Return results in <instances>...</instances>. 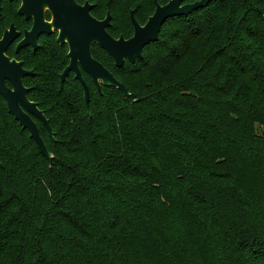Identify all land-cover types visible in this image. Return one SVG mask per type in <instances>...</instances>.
Returning <instances> with one entry per match:
<instances>
[{
	"label": "trees",
	"instance_id": "trees-1",
	"mask_svg": "<svg viewBox=\"0 0 264 264\" xmlns=\"http://www.w3.org/2000/svg\"><path fill=\"white\" fill-rule=\"evenodd\" d=\"M109 7L126 40L130 11L144 25L155 10ZM23 52L8 55L34 71L24 84L53 158L0 95V264H264V0L170 18L122 68L95 46L130 95L86 77L88 106L73 76L61 87L66 46Z\"/></svg>",
	"mask_w": 264,
	"mask_h": 264
},
{
	"label": "water",
	"instance_id": "water-1",
	"mask_svg": "<svg viewBox=\"0 0 264 264\" xmlns=\"http://www.w3.org/2000/svg\"><path fill=\"white\" fill-rule=\"evenodd\" d=\"M184 1L186 0H170L164 7L155 1L156 11L145 26H140L132 13L134 36L126 40L123 37L113 38L107 32L110 17L108 16L103 22L96 20L90 15L92 7L88 4L81 7L75 0H23L24 7L20 15L26 16L29 20L34 17L35 23L31 32H25V40L20 43L17 51L29 46L37 51L39 37L42 34H52V27H54L60 32L58 42L69 46L70 63L61 75L62 84L71 73H74L83 87L87 106L90 103V90L82 71L91 77L99 93H102V86H105L117 88L125 96H129L125 86L106 67L94 59L93 47L98 45L104 50L118 68H122L126 62L135 63L136 60L143 58L146 46L158 41L161 29L167 20L188 16L210 2V0H201L192 4H183ZM2 2L3 0H0V14ZM44 5H48L53 13V25L45 23ZM19 36L20 34L12 26L10 31L0 39V95L6 101L9 113L24 130L29 132L42 155L51 163L53 157L40 134L37 122L41 123L53 138L50 123L38 105L29 100L30 90L24 85V78L32 76L33 72L27 71L22 63L12 61L6 55L8 48ZM6 82H9L12 88H9Z\"/></svg>",
	"mask_w": 264,
	"mask_h": 264
},
{
	"label": "flooded vegetation",
	"instance_id": "flooded-vegetation-1",
	"mask_svg": "<svg viewBox=\"0 0 264 264\" xmlns=\"http://www.w3.org/2000/svg\"><path fill=\"white\" fill-rule=\"evenodd\" d=\"M76 1V3L79 5V6H81V7H85V5L86 4H88L89 6H91L92 7V10L90 11V15L93 17V18H95L96 20H98V21H105L106 19H107V17L109 16L110 17V26L107 28V32L110 34V32H109V30H110V28L112 27V15H111V12H110V7H109V5L110 4H113V2H117V1H119V0H75ZM155 1H157L158 2V0H153V2H154V6H155V10H154V13H155V11H156V4H155ZM169 2H170V0H169ZM168 2V3H169ZM167 3V4H168ZM8 4H10V5H12V6H15V12L17 13V14H15V16H16V19H18V21H21V23H22V19H23V23L20 25V27H17V26H15L14 24L13 25H11L10 26V28H9V30L8 31H5V25H3V26H1L2 27V31H1V33H0V39H2L3 38V36H4V34L6 33V32H9L10 31V29H11V27L12 26H14L15 27V29H16V32L18 33V34H20V36L12 43V45L8 48V50H7V53H6V55H7V57H9L10 58V60H12V61H16V62H18V63H22L23 64V66H24V62H22V61H18L17 59H12L9 55H8V52L10 51V50H13L16 54H20V55H22V53H24L23 51H28L29 53H36V52H38L39 50H40V48H43V47H46V45H47V43H48V40L51 38V37H53L55 40H56V42L59 44V45H61L59 42H58V38H59V34H60V32L59 31H56L55 30V28L54 27H52V30H53V32H52V34H50V35H48V34H42L40 37H39V39H38V41H37V43H38V50L37 51H34V49H33V47H31V46H29V47H26V48H22V49H20L19 51H17V49H18V46L20 45V43L21 42H23L24 40H25V32H31L32 31V29H33V27H34V23H35V19H34V17H32L30 20L29 19H27L26 18V16H23V15H20V11H21V9L24 7V2H23V0H13V1H11V0H3V2H2V5H1V7H2V11H1V14H0V19L1 18H4L5 19V24H6V19H7V16H8V11H7V9H6V6L8 5ZM158 4L160 5V6H162V7H164V6H166V5H161L159 2H158ZM183 4H188V3H186L185 1H184V3ZM97 6H101V8H102V10L103 11H105V16L102 18V19H98L97 17H95L94 16V11H95V8L97 7ZM12 10V9H11ZM134 14V17H135V10L134 9H132L131 11H130V14H129V16H130V23H131V26H132V28H133V36H134V27H133V24H132V21H131V14ZM43 14H44V20H45V23H48V24H52L53 25V21H54V16H53V13L51 12V10H50V8L48 7V5H44V8H43ZM154 15V14H153ZM152 15V16H153ZM151 16V17H152ZM150 17V18H151ZM135 19H136V17H135ZM137 21V20H136ZM149 21V20H148ZM147 21V22H148ZM137 23H138V21H137ZM139 24V23H138ZM147 24V23H146ZM146 24H144V25H141V24H139L140 26H145ZM24 29V30H23ZM25 29H27V30H25ZM21 30H23V31H21ZM5 31V32H4ZM111 35V34H110ZM112 36V35H111ZM132 36V37H133ZM113 37V36H112ZM114 38V37H113ZM121 38V37H120ZM119 38V39H120ZM116 39V38H115ZM61 46H66L67 48H68V50H69V46H68V44H64V45H61ZM95 46H98V45H95ZM94 46V47H95ZM93 47V48H94ZM99 47V46H98ZM100 48V47H99ZM101 49V48H100ZM104 51V50H103ZM22 52V53H21ZM105 52V51H104ZM92 53H93V50H92ZM25 54V53H24ZM68 54H69V52H68ZM23 56V55H22ZM67 57H68V55H67ZM94 57V56H93ZM68 59H69V57H68ZM95 59V58H94ZM96 60V59H95ZM99 62V61H98ZM114 62V61H113ZM69 63H70V59H69ZM102 64V63H101ZM115 64V63H114ZM103 65V64H102ZM68 66H69V64H68ZM67 66V67H68ZM104 66V65H103ZM116 66V65H115ZM66 67V68H67ZM105 67V66H104ZM117 67V66H116ZM118 68V67H117ZM24 69H26L27 71H31V72H33V75H34V71L33 70H31V69H27V68H25V66H24ZM109 70V69H108ZM65 71V70H64ZM63 71V72H64ZM110 71V70H109ZM111 72V71H110ZM112 73V72H111ZM63 74V73H62ZM61 74V75H62ZM82 74H83V77H84V79H85V81H86V77L87 78H89V79H91V77L88 75V74H86L84 71H82ZM113 74V73H112ZM32 75V76H33ZM61 75H60V83H61V87L63 88L64 87V85H65V83H66V81L68 80V78H70V77H74L75 78V80L76 81H78L77 79H76V76H75V74L74 73H71L67 78H66V80H65V82H64V84H62V81H61ZM114 75V74H113ZM32 76H28V77H32ZM28 77H25L24 78V81H25V79L26 78H28ZM117 79V78H116ZM118 80V79H117ZM91 81H92V79H91ZM79 82V81H78ZM93 82V81H92ZM87 83V82H86ZM6 84H7V86L9 87V88H12V86H11V84L9 83V82H6ZM79 84L81 85V83L79 82ZM88 84V83H87ZM94 84V83H93ZM25 85V84H24ZM95 85V84H94ZM27 89H29L30 90V92H31V88H29V87H27V86H25ZM81 87H82V85H81ZM89 87V86H88ZM95 87H96V85H95ZM103 87H105V86H102V88ZM97 88V87H96ZM82 89H83V87H82ZM90 90V89H89ZM98 90V89H97ZM29 92V93H30ZM99 92V91H98ZM83 93H84V90H83ZM103 93V92H102ZM28 98H29V95H28ZM32 102V101H31ZM37 122V121H36ZM37 124H39L38 122H37ZM39 127V126H38Z\"/></svg>",
	"mask_w": 264,
	"mask_h": 264
},
{
	"label": "rangeland",
	"instance_id": "rangeland-1",
	"mask_svg": "<svg viewBox=\"0 0 264 264\" xmlns=\"http://www.w3.org/2000/svg\"><path fill=\"white\" fill-rule=\"evenodd\" d=\"M6 9L8 11V16H7V19H6L5 31H8L10 26L13 25V24L15 26H17V27H20V25L23 23V19H22V23H21V21H18V19H16L15 14H17V13L15 12V6H12V5L8 4L6 6ZM23 30H21V31H23ZM25 30H27V29H25Z\"/></svg>",
	"mask_w": 264,
	"mask_h": 264
}]
</instances>
